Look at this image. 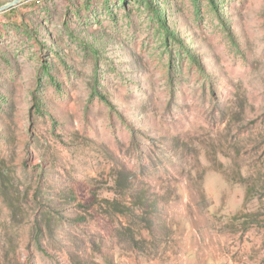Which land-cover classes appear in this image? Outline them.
I'll use <instances>...</instances> for the list:
<instances>
[{
  "label": "rangeland",
  "instance_id": "obj_1",
  "mask_svg": "<svg viewBox=\"0 0 264 264\" xmlns=\"http://www.w3.org/2000/svg\"><path fill=\"white\" fill-rule=\"evenodd\" d=\"M0 264H264V0L1 10Z\"/></svg>",
  "mask_w": 264,
  "mask_h": 264
},
{
  "label": "water",
  "instance_id": "obj_2",
  "mask_svg": "<svg viewBox=\"0 0 264 264\" xmlns=\"http://www.w3.org/2000/svg\"><path fill=\"white\" fill-rule=\"evenodd\" d=\"M17 1H19V0H16V2H17ZM16 2H13V3H10V4H7V5H5V6L0 7V11H1V10H5V9L9 8L10 6L15 5Z\"/></svg>",
  "mask_w": 264,
  "mask_h": 264
}]
</instances>
